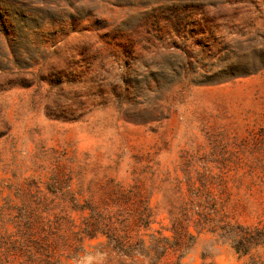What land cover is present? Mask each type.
<instances>
[{
	"label": "rangeland",
	"instance_id": "obj_1",
	"mask_svg": "<svg viewBox=\"0 0 264 264\" xmlns=\"http://www.w3.org/2000/svg\"><path fill=\"white\" fill-rule=\"evenodd\" d=\"M94 221L167 236L159 264H264L224 229L264 225V0H0V235L151 263Z\"/></svg>",
	"mask_w": 264,
	"mask_h": 264
},
{
	"label": "trees",
	"instance_id": "obj_2",
	"mask_svg": "<svg viewBox=\"0 0 264 264\" xmlns=\"http://www.w3.org/2000/svg\"><path fill=\"white\" fill-rule=\"evenodd\" d=\"M150 216V214L140 213L137 219L138 221L145 220V226H148L150 221L147 219H150ZM97 229H101L106 234L108 244L121 256L132 257L137 253L148 255L152 259L150 264H159V259L167 254L169 248L173 247L167 236L154 237L155 243L149 246L146 245L144 238L134 239L133 236L128 234L129 232L121 234L116 230L117 228H105L99 223L96 224L95 221L91 222L89 226L87 224L85 232L87 235L94 236L98 231ZM224 229L226 236L237 252L248 254L256 247L262 246L264 248V225L254 228L235 225L224 227ZM34 234H23L20 238H14L10 234H1L0 264H64L60 257L55 254L53 247L39 241ZM190 237H193V234H190ZM188 245L186 244L187 247ZM153 250L155 254L151 256ZM185 252H181L179 256H184ZM120 264H126V261L120 260ZM177 264H180V262H177Z\"/></svg>",
	"mask_w": 264,
	"mask_h": 264
}]
</instances>
